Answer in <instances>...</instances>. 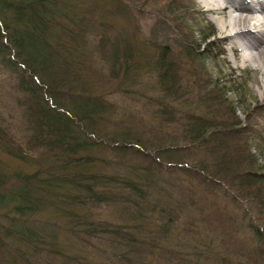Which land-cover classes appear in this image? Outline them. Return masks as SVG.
<instances>
[{
	"label": "trees",
	"instance_id": "trees-1",
	"mask_svg": "<svg viewBox=\"0 0 264 264\" xmlns=\"http://www.w3.org/2000/svg\"><path fill=\"white\" fill-rule=\"evenodd\" d=\"M83 1L0 0V63L16 77L23 111L21 138L0 119V151L33 168L0 181V264H260L264 177L248 143L253 126L239 120L224 78L206 71L210 36L192 47V0H166L178 51L159 21L166 40L142 43L139 62L81 16ZM106 1L121 14L137 3ZM87 51L107 62V82L154 81L145 101L154 135L174 126L181 81L195 73L180 55L196 59V114L185 113L182 135L191 145L145 148L115 104L88 92ZM221 197L248 206L226 215ZM242 233L239 257L229 243Z\"/></svg>",
	"mask_w": 264,
	"mask_h": 264
},
{
	"label": "rangeland",
	"instance_id": "rangeland-1",
	"mask_svg": "<svg viewBox=\"0 0 264 264\" xmlns=\"http://www.w3.org/2000/svg\"><path fill=\"white\" fill-rule=\"evenodd\" d=\"M204 1L206 0H192L193 10L191 13L192 22H194L192 39L194 44L192 47L196 48L197 44L203 43L205 37L210 36L209 41L212 44L208 53L203 56L206 71L211 75L214 82L224 78V83L221 86L224 87V90L231 91L227 93L226 98L232 103L239 120L244 122L245 117L250 118L253 132L248 143L251 147V153L259 159L258 168L263 171L262 175L264 177V96L260 95L257 84L260 75L255 71V66L251 62L242 60L240 53L233 49L230 42L224 41L220 37L216 26L211 23V17L203 6ZM83 2L81 16L93 27L97 26L98 29L104 31L110 42H117L120 49L131 45L137 51L134 56V61L137 62L145 60L144 56L148 54L145 50L141 51L143 48L142 43L149 40L159 42L166 40L164 36L167 33L163 29L160 31L158 28L160 27L159 21H167L168 24L165 27L168 29H172L176 23V20L169 15L166 0H136L137 3H135L133 9L128 8V11H124L122 14L117 13L115 8L111 7L106 0H84ZM196 29L200 31L196 33ZM167 35L169 36L167 42L175 51H178L177 37L173 29ZM86 49L90 50L88 46ZM173 49L172 51H174ZM88 56L90 63L87 64L94 70L88 92H91L94 96H101L110 103L115 104L116 114L114 111V117L122 121L126 127L137 131L139 139L144 142L145 148L148 146L147 149L150 152L153 151L157 144L151 141L156 140L162 141L160 144L163 146L172 143H177L182 147L191 145L187 139L183 140L182 135L187 128L185 113L193 112L196 114V104L193 101L196 100V59L182 64L184 59L180 55V66L195 71V73L193 79L188 74L186 79L181 81V96L178 98L177 103L173 104L177 117H175L177 121L173 124L174 126L165 133L154 135L150 133L147 127V123L150 122L149 118H153L152 110L146 109L145 104L147 97L153 94L149 85L153 84L154 81L151 82L147 76H143L141 79L138 77V80H135L134 77L130 80L125 79L124 84L119 87L118 83L121 76L120 79L111 81V83L107 82L105 75L110 70L107 62L100 60L89 52ZM140 71L143 72V70ZM182 73L186 74L181 71L180 74ZM229 80H234L232 81L234 83ZM135 81L139 82L136 83ZM15 86V75L0 63V119L2 125L9 127L15 138H21L23 136V111L16 102L17 90ZM145 92L147 95H145ZM156 136L161 137L157 138ZM188 164L190 165L191 162L189 161ZM32 171V167L26 166L0 151V181L3 185L12 180L14 176ZM181 176L184 178V175ZM196 196H202L199 189H196ZM221 198L218 199V203H223L225 208L223 212L226 215L240 216V210L244 209L246 205L248 206L244 202L232 203L229 199ZM249 207L254 214L255 208L253 209L250 205ZM244 237L245 235L242 233L239 239L234 242L235 245H232L233 240H231L229 246L232 249V254L236 255L238 253L237 246L240 252L241 250L243 252V249L248 246V243L244 244L247 241ZM242 252L238 254L239 257L242 256ZM260 264H264V260Z\"/></svg>",
	"mask_w": 264,
	"mask_h": 264
},
{
	"label": "bare ground",
	"instance_id": "bare-ground-1",
	"mask_svg": "<svg viewBox=\"0 0 264 264\" xmlns=\"http://www.w3.org/2000/svg\"><path fill=\"white\" fill-rule=\"evenodd\" d=\"M203 6L220 37L255 66L264 96V0H206Z\"/></svg>",
	"mask_w": 264,
	"mask_h": 264
}]
</instances>
